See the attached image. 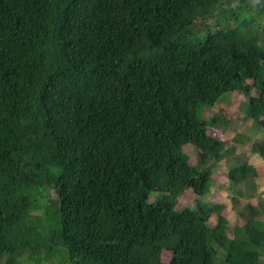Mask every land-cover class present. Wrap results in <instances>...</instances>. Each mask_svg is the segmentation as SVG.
Listing matches in <instances>:
<instances>
[{"label": "trees", "instance_id": "trees-1", "mask_svg": "<svg viewBox=\"0 0 264 264\" xmlns=\"http://www.w3.org/2000/svg\"><path fill=\"white\" fill-rule=\"evenodd\" d=\"M239 1L0 0V264H263L255 185L232 237L204 201L211 160L258 176L203 115L231 93L264 125V0Z\"/></svg>", "mask_w": 264, "mask_h": 264}, {"label": "rangeland", "instance_id": "rangeland-1", "mask_svg": "<svg viewBox=\"0 0 264 264\" xmlns=\"http://www.w3.org/2000/svg\"><path fill=\"white\" fill-rule=\"evenodd\" d=\"M235 4L238 6L240 5L239 0H234ZM253 3V2H250ZM264 24V20H263ZM251 96H257L256 91H251ZM248 98L246 96H237V94H227L224 96L220 103L216 104L212 109H204L203 115L206 117L211 116V114L218 112L219 110L226 111L225 118L227 121V129L223 131V133H218L216 130L210 129L209 134L212 137L220 138L224 141L226 149L231 147L235 148V154L241 155L245 154L248 157V164H252L258 176L255 177V182H253L250 178L247 179V185H244L241 181L237 183L230 180L228 177V165L233 166L235 164L230 163L227 159L215 161L211 160L209 165L207 166L213 172V180L211 181L212 189L209 196H206L204 201L208 202V206L211 209L216 208V210L220 211V214L223 215L227 222H228V231L227 234L229 237H232V229L235 226H239L243 224L242 218H240L239 214L242 209L241 207L234 206L232 203L231 197H235L240 200L241 206L246 205L248 203V199L251 198L252 189L253 192L259 197L258 199L264 198V158H262L258 153L252 151V144L254 142H262L264 144V125H262L257 130H251L253 127L252 120H244L245 113L247 111V102ZM224 118V119H225ZM225 119V120H226ZM260 121L262 122L263 119L261 118ZM217 129L221 130L220 126L217 125ZM238 136L246 137V141L243 143H234V139ZM184 152L189 155L190 164L194 165L198 162V151L194 149L192 146H187L183 148ZM241 189L242 193L244 194L243 197L238 196L234 193L232 189ZM190 193L187 194L185 191L183 194L177 197L176 199V208L181 209L183 206L194 207V202H192V196ZM256 195V196H257ZM159 196L158 194L151 195V201L154 200L155 197ZM212 197V198H209ZM261 197V198H260ZM252 204L257 205L256 198L254 197L250 200ZM34 215H40L39 211H35ZM217 216L216 211L211 212L210 216V224L216 225ZM171 255L167 252H162L161 258L162 261L167 262L170 260ZM264 264V257L262 259Z\"/></svg>", "mask_w": 264, "mask_h": 264}, {"label": "clouds", "instance_id": "clouds-1", "mask_svg": "<svg viewBox=\"0 0 264 264\" xmlns=\"http://www.w3.org/2000/svg\"><path fill=\"white\" fill-rule=\"evenodd\" d=\"M249 1L254 3L255 1H259V0H249ZM259 155H260V154H259ZM249 165H251L253 168H255L252 164H249ZM254 182H255V179H254ZM211 186H212V184H211ZM212 188H213V187L210 188V194H212V193H211V189H212ZM209 198H212V197H209ZM251 200H252V199H251ZM206 202H207V201H206ZM250 203H251V201H250ZM194 204H195V202H194ZM255 205H256V204H255Z\"/></svg>", "mask_w": 264, "mask_h": 264}]
</instances>
